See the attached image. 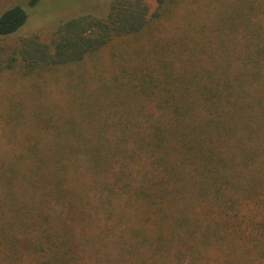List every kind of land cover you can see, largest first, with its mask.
<instances>
[{"label":"trees","instance_id":"trees-1","mask_svg":"<svg viewBox=\"0 0 264 264\" xmlns=\"http://www.w3.org/2000/svg\"><path fill=\"white\" fill-rule=\"evenodd\" d=\"M156 2L0 42V264H264V0Z\"/></svg>","mask_w":264,"mask_h":264},{"label":"rangeland","instance_id":"rangeland-1","mask_svg":"<svg viewBox=\"0 0 264 264\" xmlns=\"http://www.w3.org/2000/svg\"><path fill=\"white\" fill-rule=\"evenodd\" d=\"M112 0H39L35 5H29L28 0H0V11L20 3L25 5L28 19L27 22L8 38H1L2 45L13 46L18 36L30 33L34 30H49L58 23L71 17L77 16L91 10L106 12ZM150 7L154 10L157 6L156 0H148ZM14 85L7 76L0 77V94L11 90ZM16 87V86H15ZM3 125L0 122V151L6 149L3 134Z\"/></svg>","mask_w":264,"mask_h":264}]
</instances>
